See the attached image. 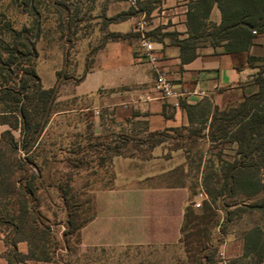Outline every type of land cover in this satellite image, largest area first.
I'll list each match as a JSON object with an SVG mask.
<instances>
[{
	"label": "rangeland",
	"instance_id": "1",
	"mask_svg": "<svg viewBox=\"0 0 264 264\" xmlns=\"http://www.w3.org/2000/svg\"><path fill=\"white\" fill-rule=\"evenodd\" d=\"M58 1L67 6L61 18L51 2L40 9L34 60L42 86L57 87L53 112L27 153L29 163H20L7 138L0 143V232L9 240L42 245L55 264H264V254L256 261L244 252L245 233L253 226L264 230V208L255 206L260 194L225 189L212 199L206 190L214 174L222 172L220 161L236 155L232 124L224 125L243 101L254 98L257 78L264 77V72L256 76L258 61L248 64L251 73L240 86L202 95L185 125L148 132L141 122L129 126V120L110 119L95 133L89 111H79L88 100L72 96L73 86L110 34H123L116 30L124 28L122 15L138 11V16L145 4ZM151 12H144L147 24ZM6 22L18 29L29 24L30 16L13 0H0V32ZM159 144L167 147L165 155L175 151L174 157H147ZM156 172L149 184L187 187L190 215L174 234L162 227L158 235L142 236L135 228L129 239V179ZM200 190L205 197L193 207ZM204 206L209 209L202 215ZM135 220L141 223L142 217Z\"/></svg>",
	"mask_w": 264,
	"mask_h": 264
},
{
	"label": "crops",
	"instance_id": "2",
	"mask_svg": "<svg viewBox=\"0 0 264 264\" xmlns=\"http://www.w3.org/2000/svg\"><path fill=\"white\" fill-rule=\"evenodd\" d=\"M191 1L161 0L159 10L150 13L151 19L144 28V34L151 39L148 34L156 30L161 38L160 41L153 40L158 55L154 63L142 57L141 33L134 28L136 14L122 21L124 28L116 29L123 33L133 32L128 38L107 40L95 51L92 66L82 74L71 92L72 96L88 100L79 111H89L93 132H100L110 119L129 120V126L141 122L148 132L185 125L189 121L188 107L196 105L202 95H218L217 90L238 87L249 77L251 67L246 62L245 52L226 53L221 47L201 42L195 48L194 57L181 59L179 47L172 38L186 36V12ZM209 19L219 22L220 13L216 5L211 8ZM169 33L175 35L170 36ZM249 53L264 55V34L254 38ZM156 71H164L171 79L174 90L179 93L178 105L173 104V98L164 99L153 89ZM7 129V124L0 123V139ZM10 130L18 139L19 128ZM162 147V144L156 145L147 157H174L175 151L165 155L162 151H167V147ZM156 175L157 172L129 179L132 220L129 239L135 235V228L142 236H152L160 234V229L165 227L168 230L164 232L171 235L181 225L188 189L182 185L149 184ZM152 202L155 206L150 205ZM139 215L141 223L135 222ZM28 250L27 241H12L0 232V264H55L52 260L28 257Z\"/></svg>",
	"mask_w": 264,
	"mask_h": 264
},
{
	"label": "trees",
	"instance_id": "3",
	"mask_svg": "<svg viewBox=\"0 0 264 264\" xmlns=\"http://www.w3.org/2000/svg\"><path fill=\"white\" fill-rule=\"evenodd\" d=\"M13 2L22 12L30 16V22L18 29L9 22L1 27L0 123L7 124L9 129L3 131L0 143L7 138L10 150L18 152V160L23 164L30 162L27 153L37 144L53 112L57 94L56 85L43 87L35 71L34 60L37 57L35 43L40 33V9L46 8L51 2L58 6L57 13L61 18V11L67 10V6L58 0H13ZM135 2L137 5L145 4L140 10L148 13L159 7L161 0H135ZM214 5L220 13L218 23L209 19ZM76 9L77 7L75 11ZM137 12L124 13L120 20H125ZM185 25L186 36L181 39L172 38V42L179 47L181 59L188 60L194 57L195 48L201 42H207L210 46L221 47L226 53L245 52L247 64L255 61L259 63L256 76L263 74L264 55L250 54L249 48L256 36L264 34V0H192L186 12ZM157 33L158 31L155 30L148 35L151 40L160 41L161 38ZM169 35L175 34L169 33ZM128 37L127 33H112L105 41L123 40ZM257 80L258 87L254 98L250 102L243 101L237 112L227 119L228 125H224L225 128L232 124L230 140L237 143L236 155L233 160L220 161L222 172L214 174L213 186L207 187L206 190L212 199L225 189L230 193L238 190V193L246 196L260 194V200L255 206L264 208V77H258ZM189 112L190 107L187 109L188 115ZM5 115H11V120ZM14 128L20 130L18 139H15L11 133L10 129ZM223 130L222 135H225L227 131ZM0 157H2L1 148ZM215 184H220V187H215ZM207 209L208 206L203 207L202 215ZM189 212V208L184 209L183 218L189 216ZM17 239L27 241L28 257L51 260L42 245H32L26 238ZM37 249L38 254L33 251ZM244 252L245 255L254 254L256 261L262 258L264 230L259 226H253L245 233Z\"/></svg>",
	"mask_w": 264,
	"mask_h": 264
},
{
	"label": "built area",
	"instance_id": "4",
	"mask_svg": "<svg viewBox=\"0 0 264 264\" xmlns=\"http://www.w3.org/2000/svg\"><path fill=\"white\" fill-rule=\"evenodd\" d=\"M147 25V20L145 18V13L141 12L135 21L134 28L136 31L141 33V46L143 48L142 57L149 63H154L157 58V47L155 46V41L147 38L144 34V28ZM153 89L159 94L160 97L164 99L173 98V104L176 106L179 104L177 93L174 90L173 83L171 79L167 76L164 71H156L153 82ZM205 197V193L203 190L198 191L197 199L192 201L193 207H199L201 204V200Z\"/></svg>",
	"mask_w": 264,
	"mask_h": 264
}]
</instances>
